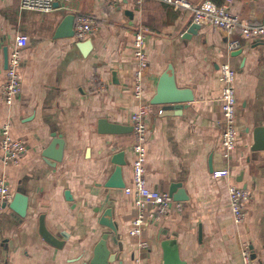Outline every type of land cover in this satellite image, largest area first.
Masks as SVG:
<instances>
[{
	"label": "crops",
	"instance_id": "0c3cea01",
	"mask_svg": "<svg viewBox=\"0 0 264 264\" xmlns=\"http://www.w3.org/2000/svg\"><path fill=\"white\" fill-rule=\"evenodd\" d=\"M20 0H0V86L4 82V49L9 55L15 37L27 45L21 52V90L11 106L0 95V126L11 125L26 153L18 165L5 166L0 149V175L12 197L28 198L26 217L9 208L0 212V264H84L103 235L113 264H163V241H174L182 264H243L241 242H247L252 264H264V151H253V131L264 129V38L247 40L239 33L240 54L227 51L224 32L210 26L184 37L193 24L191 11L174 9L162 0L140 6L128 0H54L53 11L21 10ZM199 5L205 0H188ZM232 13L251 23L264 22V0H224ZM66 15L88 17L98 29L90 36L91 51L83 56L71 38H55ZM145 32L148 66L143 95L133 94L136 63L133 38ZM236 71V128L231 159L221 156L222 83L219 68ZM176 85L189 89L193 101L163 114L150 103L160 76L168 71ZM151 104L147 115L145 180L149 189L168 193L178 183L187 196L182 208L144 225L141 249L130 236L133 196L105 186L120 151L122 176L131 184L133 131L101 134L98 122L132 127L138 106ZM53 136L63 140L62 159L55 166L42 157ZM1 139V138H0ZM228 168L225 178L212 173ZM246 188L251 198L245 222L236 226L228 208L229 186ZM12 199V198H11ZM11 201V200H10ZM111 211L114 233L100 224ZM61 247L39 234V218Z\"/></svg>",
	"mask_w": 264,
	"mask_h": 264
},
{
	"label": "built area",
	"instance_id": "2783aa9c",
	"mask_svg": "<svg viewBox=\"0 0 264 264\" xmlns=\"http://www.w3.org/2000/svg\"><path fill=\"white\" fill-rule=\"evenodd\" d=\"M140 6L145 0H128ZM174 9L191 11L192 22L200 26H210L222 30L228 38L227 51L233 53L240 49L239 40L235 34L247 40L264 38V22L251 23L232 13L228 4L217 5L210 0L203 1L199 5H193L188 0H162ZM54 0H20L21 10L48 13L53 11ZM98 29L95 21L88 17L77 18L74 25L73 38L77 41H85ZM146 35L138 30L133 38V55L136 63L134 72L133 94L135 99L141 100L143 95V73L148 66V58L145 53ZM27 45V38L23 35L15 37L14 43L8 55V66L5 72L4 82L0 86V95L3 102L11 106L21 90V52ZM219 79L222 83V122L223 128L220 135L221 156L225 160L231 159L236 148L238 132L236 128V98L235 77L236 71L228 63L219 68ZM152 112V105L141 103L136 112L131 115V125L134 135L132 147L134 160L131 166V184L125 186L124 192L133 196L134 218L131 222L130 236L138 238L141 249L148 247V243L141 238L144 225L149 221H157L166 215L172 207L180 210L182 203L174 201L168 193L151 190L146 185L145 165L147 160V126L145 119ZM0 149L2 163L5 166L18 165L26 153L25 144L11 135V125L4 123L0 126ZM228 168L212 173L214 178H225L229 175ZM12 194L5 175H0V212L4 205L10 202ZM251 198L246 188L229 186L228 208L232 214L233 222L240 226L247 217L246 205ZM240 253L243 264H252L251 250L247 242H241ZM134 264H143L140 259H135Z\"/></svg>",
	"mask_w": 264,
	"mask_h": 264
},
{
	"label": "water",
	"instance_id": "95a60500",
	"mask_svg": "<svg viewBox=\"0 0 264 264\" xmlns=\"http://www.w3.org/2000/svg\"><path fill=\"white\" fill-rule=\"evenodd\" d=\"M74 21L73 15H66L56 29L55 38H71L74 35ZM200 28V25L191 24L186 33L185 38L195 34ZM83 56H86L92 48L90 40H85L76 43ZM240 51L231 53V56H237ZM4 69L8 66V53L4 49ZM171 67L165 71L159 78L156 85L155 95L152 97L150 103L155 106H161L163 114H171L174 111L184 109L185 104L193 101L192 92L189 89L178 88L171 72ZM132 130V127H121L118 125L108 124L104 119L98 122V132L101 134H121ZM253 151H264V129L259 127L253 131ZM63 140L60 137L53 136L50 144L43 150L42 157L48 162L49 165L55 166L62 159ZM124 155L120 151L113 156L111 162L115 165L113 172L108 178L105 186L108 188L124 189L125 182L122 176V167L126 165ZM168 195L174 201H187V196L182 190L180 184H171L168 189ZM4 207L9 208L20 219L26 217L28 210V198L17 192L13 195L10 202L6 203ZM100 224L108 227L114 233L116 232L115 224L111 221V211L106 210L100 218ZM39 234L49 244L55 247H61L62 242L58 241L51 233L45 228L43 216L39 218ZM163 249V264H182L179 260L176 243L174 241H163L161 244ZM119 260V255L111 253L107 246V235H103L98 243L95 245L91 258L84 264H113ZM119 264H121L119 262Z\"/></svg>",
	"mask_w": 264,
	"mask_h": 264
},
{
	"label": "trees",
	"instance_id": "16d2710c",
	"mask_svg": "<svg viewBox=\"0 0 264 264\" xmlns=\"http://www.w3.org/2000/svg\"><path fill=\"white\" fill-rule=\"evenodd\" d=\"M206 1V0H205ZM210 1H212V2H214L215 4H217V5H222L223 4V2H224V0H210Z\"/></svg>",
	"mask_w": 264,
	"mask_h": 264
}]
</instances>
